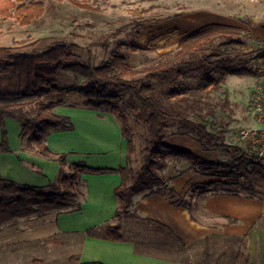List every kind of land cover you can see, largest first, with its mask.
<instances>
[{
	"label": "trees",
	"instance_id": "trees-1",
	"mask_svg": "<svg viewBox=\"0 0 264 264\" xmlns=\"http://www.w3.org/2000/svg\"><path fill=\"white\" fill-rule=\"evenodd\" d=\"M0 11L5 16L15 17L21 26H27L40 19L46 7L40 1L0 0ZM261 26L264 28V24ZM245 31L241 26L226 23L203 25L184 36L175 51L163 53L158 62L143 68H136L121 51L100 65L70 62L75 44L67 41H56L42 51H20L13 46H2L0 148L8 150L5 119L11 118L21 123L30 146L65 163V156L54 154L44 140L54 131L74 129L72 119L57 112L56 107L65 102L62 95L75 93L84 97L83 103L88 108L115 112L123 122L129 161L118 169L122 180L115 189L119 199L117 218L131 214L137 195L159 193L171 204L187 208L192 219L200 221L193 214L187 193L182 194L170 185L177 174H165L169 159L185 161L190 165L186 169L215 178L214 181L192 185L190 193L196 194L195 198L205 201L214 194L255 198L257 183L264 182V154L261 155L259 149L255 150L253 144L245 148L228 145L224 128L209 127V116L214 111L209 98L223 84L226 76L259 75V71L249 67L242 57L246 46L243 39ZM258 57L264 59V50ZM61 72L79 74L83 80L71 87H61L58 78ZM196 78L199 83L193 87L190 81ZM224 103L227 106L226 98ZM125 109H134L136 118L148 128L147 143L142 149L143 161L139 167H135L130 159L135 152V143L127 128ZM172 136L195 139L203 151H222L228 159L208 160L189 149L171 145L168 139ZM112 170L73 164L71 172L63 170L56 181L44 188L16 183L0 175V229L21 218L40 217L79 207L81 175ZM198 207L209 214L204 204L199 203ZM226 218L231 223L239 222L231 216ZM105 234L111 240L123 239L120 227L111 224L105 227ZM208 249L206 258L210 256ZM186 262L194 264V254L189 255ZM34 264H43V261L35 259Z\"/></svg>",
	"mask_w": 264,
	"mask_h": 264
},
{
	"label": "crops",
	"instance_id": "crops-1",
	"mask_svg": "<svg viewBox=\"0 0 264 264\" xmlns=\"http://www.w3.org/2000/svg\"><path fill=\"white\" fill-rule=\"evenodd\" d=\"M56 111L68 115L74 129L54 131L44 143L54 154L64 155L66 162L43 155L30 146L21 123L6 118L8 150L0 148V175L16 183L44 188L56 181L63 170L71 172L73 164L113 170L81 175L79 207L21 218L0 229V264H34L35 259L42 260L43 264H187L186 258L192 254L194 264H264L263 200L229 194L209 196L204 207L209 215L224 219L221 229L193 220L187 208L171 204L159 193L137 195L131 214L117 218L119 199L115 189L122 180L118 169L129 161L127 140L117 115L106 109L88 108L84 103L67 105L66 101L57 106ZM10 124L15 134H11ZM187 141L194 146L190 149L195 153L218 161L213 151L203 153L201 145ZM214 180L189 168L183 174L179 172L170 185L185 194L189 182L194 185ZM226 216L237 218L239 222L231 223ZM108 224L120 227L122 240L106 237ZM217 237L229 242L241 241L253 253V256L247 253L250 262L207 261L206 249L209 247L211 255L215 247L211 242ZM228 246L240 257L237 247L229 243ZM259 246L263 255L261 261L256 262L252 248ZM226 252L227 248H223L221 256H226Z\"/></svg>",
	"mask_w": 264,
	"mask_h": 264
},
{
	"label": "rangeland",
	"instance_id": "rangeland-1",
	"mask_svg": "<svg viewBox=\"0 0 264 264\" xmlns=\"http://www.w3.org/2000/svg\"><path fill=\"white\" fill-rule=\"evenodd\" d=\"M30 1L43 2L46 7L44 15L30 25L21 26L15 17L5 16L0 11V47L13 46L20 51H42L56 41H67L75 44L74 55L70 62L79 61L92 65H100L115 52L121 51L136 68H143L158 62L163 53L175 51L184 36L203 25L226 23L245 28L243 39L246 46L243 48L242 57L249 67L259 70V75L229 74L226 76L223 84L209 98L211 108L214 109L209 116V127L210 129L224 128L225 142L228 145H238L243 148L252 144L241 137L243 128H264V114L258 110L259 103L264 102L262 94L264 78L260 76L264 68L260 67L261 59L258 57L264 50V28L261 26L264 24V0ZM58 78L61 87H71L83 80L81 75L72 72H61ZM190 82L193 87H196L199 80L196 78ZM62 97L67 105L71 102L82 104L84 100L82 95L75 93L62 95ZM225 98L227 106L224 103ZM67 107L70 110V106ZM135 112L134 109H127L125 114L128 118L127 128L133 134L135 143L132 164L139 167L143 161L142 149L147 143L148 128L144 122L136 118ZM118 119L122 125L123 122L120 118ZM12 122L19 125L16 121ZM11 124L8 127L12 130L11 134H15ZM172 137L170 141L168 139L171 145L194 151L190 149L194 146L189 145L187 141L189 140L200 147L199 142L190 137ZM254 148L258 150L257 147L254 146ZM202 152L205 151L202 150ZM213 155H216L215 159L218 161L228 159L222 151H217V154L213 151ZM206 159L210 160L213 157H206ZM188 166L190 167L185 161L169 159V167L164 171L167 176L172 173L178 174L186 170ZM191 186L192 183L189 182L186 193L192 204L193 214L211 227L221 229L224 219L209 215L200 209L199 203L204 204V201L201 198H195L196 194L191 195ZM255 193L257 198L264 201V182L257 183ZM211 243L215 247L207 261L247 263L250 262L247 253L253 256V253L248 251L239 240L229 242L217 237ZM228 243L241 251L240 257L239 253L230 251ZM223 248H227L224 257L221 256ZM252 249L256 252V262L261 261L263 255L261 247Z\"/></svg>",
	"mask_w": 264,
	"mask_h": 264
},
{
	"label": "built area",
	"instance_id": "built-area-1",
	"mask_svg": "<svg viewBox=\"0 0 264 264\" xmlns=\"http://www.w3.org/2000/svg\"><path fill=\"white\" fill-rule=\"evenodd\" d=\"M259 59H261L259 61L260 67L264 68V59ZM260 76L264 78V71ZM262 94L264 98V92ZM258 110H261V113L264 114V102L263 104L259 103ZM241 137L256 146L260 150L261 155L264 154V128H243L241 130Z\"/></svg>",
	"mask_w": 264,
	"mask_h": 264
}]
</instances>
